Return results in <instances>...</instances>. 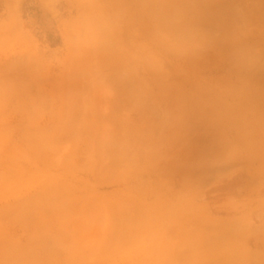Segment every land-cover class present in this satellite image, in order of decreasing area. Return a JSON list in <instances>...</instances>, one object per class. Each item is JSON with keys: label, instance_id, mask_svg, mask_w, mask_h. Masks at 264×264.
I'll list each match as a JSON object with an SVG mask.
<instances>
[{"label": "rangeland", "instance_id": "obj_1", "mask_svg": "<svg viewBox=\"0 0 264 264\" xmlns=\"http://www.w3.org/2000/svg\"><path fill=\"white\" fill-rule=\"evenodd\" d=\"M110 29L140 44L134 57L162 80H197L101 0H0V264H264V151L252 146L264 150V123L241 143L212 127L195 133L204 143L168 136L173 116L153 104L143 68L105 80ZM133 80L143 85L134 96ZM263 101L239 104L254 122ZM194 144L217 165L184 185L177 165Z\"/></svg>", "mask_w": 264, "mask_h": 264}, {"label": "bare ground", "instance_id": "obj_2", "mask_svg": "<svg viewBox=\"0 0 264 264\" xmlns=\"http://www.w3.org/2000/svg\"><path fill=\"white\" fill-rule=\"evenodd\" d=\"M101 1L104 6L108 8L113 6L117 10L121 26L134 39L143 38L150 44H156L161 54L177 53L182 55L184 64L189 67L188 72H191L197 79L195 82L181 79L179 84H170L168 79L162 80L155 70L150 69L149 65L140 63L134 57V54L142 50L139 48L140 44L134 40L131 43H124L120 35H116L118 38L116 40L114 38L116 33L111 29L108 30L106 41L111 49L108 58H112L111 60L116 62V66L111 69L112 72L105 73V80L114 82L117 72L119 74L121 72L122 75L125 72L129 78L128 72L134 73V68L137 66L143 68L148 75V83L154 89L151 94L154 97L153 104L155 106L164 105L169 114L173 116L167 123L170 131L168 136L174 138L176 135L177 137L180 135L179 137L183 140L188 137L190 143H204L203 140L206 137L201 139L202 141L198 139L199 142H197L198 136L195 133L200 128L210 131L211 127L215 128V132L217 131L215 136L218 139L224 138L221 142L241 143L250 135H257L254 134L253 123L255 121L264 123V119L260 121L256 116L258 119L251 122L254 116L250 117V114L244 112V105L239 104V99L245 96L264 99V0ZM118 43L121 44L120 47L115 46ZM145 65L147 67H144ZM136 70L138 69L136 68ZM198 71L208 72L213 77L202 81L200 76H197L196 72ZM140 81L133 80L135 88L132 90L135 91L133 96L139 93L143 87L142 81ZM124 88L123 83L118 85L120 95L125 92L126 88ZM185 88H188V91H183ZM166 91L170 92V95H167ZM247 105H245L246 108H248ZM251 107L255 109L254 106ZM140 116L136 117V121L140 127H144L148 121ZM155 123L162 122L158 118ZM223 128H228L230 132ZM212 130L210 131L211 135L214 132ZM206 132L202 134L205 136ZM211 135L207 134L208 137ZM215 136L211 138L215 139ZM220 136L222 138H219ZM219 143L217 146H220ZM250 143L248 144L251 146ZM195 144L190 152L187 151V148L184 150L190 155L186 160H183L185 164L181 160L183 164L177 165L184 185L189 184L190 181H204L213 174L217 165L215 160L217 155L214 154L216 156L213 157L215 152H212V157L210 156L211 159L208 160L205 158L206 150H201ZM252 146L258 154L264 151L260 148L261 145L260 147H257L256 144ZM202 151H204L205 155L203 156L205 157L202 156ZM219 151H222V148ZM175 162L177 163V161ZM152 164L154 161H149L146 166L142 165V167H153ZM172 169L175 170L173 167L167 170L171 172ZM182 220L186 223L184 225L194 221L187 215ZM211 257L214 256H209L210 260L208 258L206 264H218V261ZM206 258L203 260L205 261ZM200 261L198 264L202 263Z\"/></svg>", "mask_w": 264, "mask_h": 264}]
</instances>
